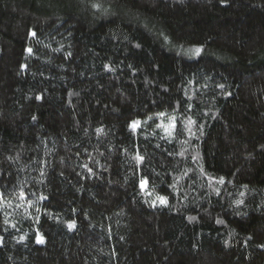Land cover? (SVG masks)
Wrapping results in <instances>:
<instances>
[{"label": "trees", "instance_id": "1", "mask_svg": "<svg viewBox=\"0 0 264 264\" xmlns=\"http://www.w3.org/2000/svg\"><path fill=\"white\" fill-rule=\"evenodd\" d=\"M0 237V264H264V0H0Z\"/></svg>", "mask_w": 264, "mask_h": 264}, {"label": "snow or ice", "instance_id": "2", "mask_svg": "<svg viewBox=\"0 0 264 264\" xmlns=\"http://www.w3.org/2000/svg\"><path fill=\"white\" fill-rule=\"evenodd\" d=\"M97 6H99V5H97ZM31 34H32L33 36L36 35V33H35L34 31H33ZM27 51H28L29 53H31V52H32V49L29 48V49H27ZM187 51L190 52V53H193V54H195V55H199V54L203 51V49L198 47V48H195V49H189V50H187ZM220 87H224V86H223V85H220ZM139 124H140V121H133V122H132V127L135 128V127L139 126ZM166 130H167V129H166ZM97 131H101V130L98 129ZM134 159L137 160V162H141V161L144 160V157L138 155L137 157H134ZM84 167L87 168L88 166H87V165H84ZM88 170H89V172L92 171L90 168H89ZM220 182L223 183V178H221ZM146 186H147V181L144 180V179H142V180L140 181V187H141L142 189H144V188H146ZM158 199H159L160 204H161L162 206H166V205H167L168 201H167L166 198H164V197H159ZM237 203L240 204V203H243V201H237ZM152 206H153V207L156 206L155 202L152 203ZM189 219H195V218H194V217H190ZM217 222L220 223L221 221H217ZM75 226H76V225H75L74 222L68 224V227H69V228H74ZM2 239H3V238L0 237V242H2ZM38 242L43 243V242H44V241H43V238H42V237H38ZM261 247H264V245H262Z\"/></svg>", "mask_w": 264, "mask_h": 264}]
</instances>
